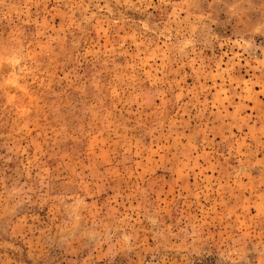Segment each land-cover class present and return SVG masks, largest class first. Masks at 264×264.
Instances as JSON below:
<instances>
[{"label":"rangeland","instance_id":"rangeland-1","mask_svg":"<svg viewBox=\"0 0 264 264\" xmlns=\"http://www.w3.org/2000/svg\"><path fill=\"white\" fill-rule=\"evenodd\" d=\"M0 264H264V0H0Z\"/></svg>","mask_w":264,"mask_h":264}]
</instances>
